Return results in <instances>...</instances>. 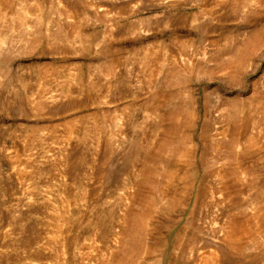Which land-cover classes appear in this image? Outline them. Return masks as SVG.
Here are the masks:
<instances>
[{
	"label": "rangeland",
	"instance_id": "rangeland-1",
	"mask_svg": "<svg viewBox=\"0 0 264 264\" xmlns=\"http://www.w3.org/2000/svg\"><path fill=\"white\" fill-rule=\"evenodd\" d=\"M0 264H264V0H0Z\"/></svg>",
	"mask_w": 264,
	"mask_h": 264
},
{
	"label": "bare ground",
	"instance_id": "bare-ground-1",
	"mask_svg": "<svg viewBox=\"0 0 264 264\" xmlns=\"http://www.w3.org/2000/svg\"><path fill=\"white\" fill-rule=\"evenodd\" d=\"M228 233H229V231H228V230H226L225 234H227V236H228Z\"/></svg>",
	"mask_w": 264,
	"mask_h": 264
}]
</instances>
